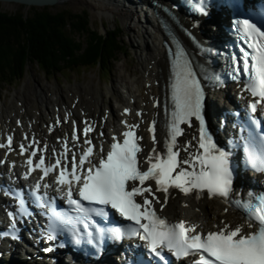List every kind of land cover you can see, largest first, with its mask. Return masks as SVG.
I'll return each instance as SVG.
<instances>
[{
    "label": "snow or ice",
    "instance_id": "1",
    "mask_svg": "<svg viewBox=\"0 0 264 264\" xmlns=\"http://www.w3.org/2000/svg\"><path fill=\"white\" fill-rule=\"evenodd\" d=\"M195 3L196 12L204 16L209 14L207 0H195ZM232 3L244 7V0H232ZM261 15H264V9H261ZM235 25L247 50L240 49L239 59L233 55V79L238 80L241 75L246 77L243 91L254 98L248 107L252 114H256L258 109H264V25L257 26L247 17H237ZM170 54L173 107L162 148H157L160 142L156 135V120H152L148 127L152 148L146 156L141 155L144 151L140 143L143 137L136 134L140 125L122 121L125 130L120 138L113 135L109 149L99 156L98 163L93 162L96 146L87 138L95 129L87 121L83 129V143L87 147L79 154V159L65 139L61 152L58 153L55 148L51 150L54 163L46 162L48 145L41 147L34 135L29 140L25 134L24 139L28 143L19 144V154L28 153L23 179H28L36 171L42 173L31 195L38 204L48 207L52 200L47 189L52 185L44 182L45 177L58 170L54 183L58 186L57 190L63 193L62 199L70 210L52 211L47 239L53 241L59 232H66L75 245L88 244L100 249L106 238H138L144 242L148 254L161 262L165 261L167 252L177 259L193 258L191 264H264V193L254 196L249 192L247 199H232L234 175L230 152L220 148L208 131L204 117L205 92L200 78L189 53L179 42ZM216 79L219 80V77ZM154 106L158 104L154 103ZM129 111L125 109V114ZM136 115L142 116V113L137 112ZM193 120L199 122V136L194 137L197 139L195 151H190L193 148L191 141L181 145L178 138L184 135L182 125L191 127ZM252 123L259 126L260 121L253 120ZM79 139L74 129L72 140L78 142ZM12 143L13 136L9 135L7 143H0V148L12 151ZM99 151L104 153L102 145ZM181 152L187 154L185 158H181ZM244 152L251 168L257 173H264V131H249ZM15 166V161L11 162L10 169ZM149 181H154L155 189ZM41 189L44 191L41 192ZM170 189H177L185 195L195 193L197 198L205 192L209 198L220 197L245 213V223L233 227L221 222L222 226L215 225V230L207 232L198 231V225L185 220L172 223L159 214L168 205ZM158 192L164 194L163 201L156 195ZM5 194L17 200L20 216L27 214L23 190ZM109 207L130 224L126 228L101 227L93 217L106 220V208ZM10 216L15 228L16 213H10ZM12 238L18 237L13 235Z\"/></svg>",
    "mask_w": 264,
    "mask_h": 264
},
{
    "label": "rangeland",
    "instance_id": "2",
    "mask_svg": "<svg viewBox=\"0 0 264 264\" xmlns=\"http://www.w3.org/2000/svg\"><path fill=\"white\" fill-rule=\"evenodd\" d=\"M103 1L104 0H102V2ZM102 2L98 0H66L62 4L60 3L53 7L50 6V10L57 11L68 9L72 12H81L84 10L88 13L91 26H89V28H91L90 30H92V33H103L104 28H107L106 30L110 32L121 26L119 27V31L122 30L123 33H128L127 37L130 39L128 40V38L126 39L125 37V41L127 42L125 46L127 47L129 57L118 55V58H120L119 61L109 63L103 68H92L94 65L88 63L87 66L82 68H72L69 71L64 70L61 72V70L65 68L64 67L59 71H54L55 73L52 75L50 73L55 70L56 67H47L46 70H48V75L44 73V70L42 71L38 67V62H36L35 59H24L22 60V65H24L23 71L24 69L27 71L24 74L23 79L12 85L0 84V106L2 104L4 105L3 107L8 106L9 103L14 104L16 103L17 98L21 99L27 97V99L32 102L33 98L38 99V93L44 97L49 95L52 97L54 94L59 93L61 96L65 97V99H68L69 96L71 97L75 93V86H77L82 96L87 97V91H84V87L87 84L96 87L104 96V100L99 103L100 107L106 106V104L113 106V101L115 100V97L113 96L118 88L116 83L120 81V76L130 79L133 77L131 75L141 73V60H138L140 56L138 46L142 45V41L138 38V32L136 31L137 28L134 29L135 26L133 25V22L132 25L128 26L114 13L106 12V16L104 13L101 14L100 12L104 10H101L100 5L104 4ZM102 7L106 8L109 7V5H102ZM0 10L7 12L18 10L24 13H32L33 11L32 8L6 2H0ZM105 10L109 11L108 9ZM74 34V39L79 41L78 45H81V51H84L88 46L92 45L93 41L89 40L91 34H85V32L81 35H78L77 33ZM131 44L133 47H130ZM21 58L22 55L20 54V49L4 46L3 49H0V69L4 72H11ZM55 64H59V66L66 65L64 62H61V60L57 61ZM42 68L45 69L44 66Z\"/></svg>",
    "mask_w": 264,
    "mask_h": 264
},
{
    "label": "trees",
    "instance_id": "3",
    "mask_svg": "<svg viewBox=\"0 0 264 264\" xmlns=\"http://www.w3.org/2000/svg\"><path fill=\"white\" fill-rule=\"evenodd\" d=\"M63 14L31 13L28 14V17L23 18L20 13L0 12V49H3L4 46L20 49L22 55L21 60L18 61L20 67L22 60L32 58L45 69L47 67H56L57 69L59 64L55 63L59 60L72 67L85 63H96L102 56L110 59L114 55L116 48L114 40L104 43L99 41V38L95 37L88 29V25H76L71 18L65 19ZM76 16L78 15L76 14ZM79 17L87 24L85 14ZM71 32L78 35L84 32L91 34L88 39L95 42L81 51V45H78L79 41L71 36ZM19 66L15 65L11 75L20 74Z\"/></svg>",
    "mask_w": 264,
    "mask_h": 264
},
{
    "label": "bare ground",
    "instance_id": "4",
    "mask_svg": "<svg viewBox=\"0 0 264 264\" xmlns=\"http://www.w3.org/2000/svg\"><path fill=\"white\" fill-rule=\"evenodd\" d=\"M66 0H60L59 3H63ZM100 2H102V0H98ZM152 1H157V2H163V0H150ZM102 3L103 6H107L109 5V7H102L101 6V10L100 13H104V15L106 16V12L109 13H114L116 15H118L122 22H125L128 26L132 25L130 22V17L132 16V14L136 15V8H134V3L136 5H138L139 3L142 5V7H140L139 9L143 11H149L150 12V8H149V1L144 2L142 4V1H136L133 3L129 2V0H104ZM139 4V5H140ZM112 5V6H110ZM105 9H108L109 11H106ZM145 22H147V19H144ZM146 24V23H144ZM144 24H142L141 26L143 27ZM156 23L150 22V26L148 29L145 30L146 35L148 37V39L150 40L149 43H145L144 42V46L143 49L146 51L142 57L139 56L140 60L141 58H143V61H140V63L142 64V73L141 74H137L135 75H131L133 77L129 78L130 79H122V82L125 84V88L126 91L129 92L130 95H133L132 98H136L137 99V106H139V103L142 104L146 109H150L149 105L150 102L149 100H147V96H148V90L151 88V90L155 93V91L157 90V87L154 85L151 86H147V84L150 83V81L152 82L154 79H159L162 77V74L157 72L156 69L154 67H151L150 64V59H153L155 62L156 60H160V55L162 54V49L160 47V42H161V32L159 31L158 27L155 25ZM147 25V24H146ZM138 27V25H136V28ZM144 29V28H142ZM206 33V32H205ZM209 33V32H208ZM203 35V34H202ZM161 52V53H160ZM51 64V63H50ZM158 65L161 67L162 63L158 62ZM133 80L132 85H130L129 81ZM129 83V84H128ZM132 87H135V89L133 90ZM84 91H87V97H84L80 94L79 89L77 88V86L74 87V92H76L75 96L78 99V101L76 102V107L80 106V108H82L84 111L89 112L90 114H95L96 112H99V114H102L103 111L99 110L96 111L99 108V103L100 101L104 100V96L99 92V90L96 87H93L91 84H87L85 87ZM38 99H34L31 102V100L27 99V97L25 98H21L19 99L21 101V105L18 108H22L26 110V112H28L29 116H35L38 120L42 119L43 115L45 112H48V106L50 105L51 102L54 105H57V103H59L58 105L60 107L57 108V110H53L54 114L59 113L61 111L62 105L64 103V97L63 96H59L57 94H54L52 97L49 96H41L39 93L37 94ZM54 97V98H53ZM74 98V97H73ZM230 98V96L228 97ZM122 100L121 97L118 96V100ZM18 100V99H16ZM120 100V101H121ZM232 100V99H231ZM61 101V102H59ZM71 102H74L73 100H70ZM220 99L218 97H216V95L214 94H210V106H209V111L210 112H214L215 106L219 105L218 103H220ZM128 102V99H127ZM222 104V103H221ZM2 105L0 106V116L3 112L2 110ZM55 109V108H54ZM91 110H94V112H91ZM101 111V112H100ZM52 112H50L51 114ZM49 114V115H50ZM110 115L112 116V118H114V116H116V114H113L110 112ZM8 115L6 114V117ZM58 134V133H57ZM247 183V181H245ZM170 204V212H171V208H173V212H171V214L173 216H177V217H183V218H194L196 220H200L203 221V223H207V221L210 219L209 218V213L212 212L215 208L216 205H218L219 207L222 208L221 204L217 201L216 203H210V202H204L201 201L198 204H196L195 202L190 203L192 205H194L193 209H190V204H188L187 206H183L180 203V200L174 199L172 202L169 203ZM168 204V205H169ZM198 207V211L195 210V207ZM167 209V207H166ZM213 217L211 218V220L213 219H217L220 215L223 217H226L227 220H230V213L227 214H221V213H216L215 211L212 212ZM29 227V225H28ZM35 250V249H34ZM36 251V250H35ZM37 252V251H36ZM76 264H80L77 260L75 262Z\"/></svg>",
    "mask_w": 264,
    "mask_h": 264
},
{
    "label": "water",
    "instance_id": "5",
    "mask_svg": "<svg viewBox=\"0 0 264 264\" xmlns=\"http://www.w3.org/2000/svg\"><path fill=\"white\" fill-rule=\"evenodd\" d=\"M59 1L60 0H0V2L14 3V4L21 5L23 7L32 8V10H33L32 13H37V14H39V13H46V14H49V13H51V14H53V13L54 14L55 13H60V14H63L64 13L63 15L65 16V19L67 17L71 18V20L73 21V23H75L76 25H78V24H84L86 26L88 25V27L90 26V21H89L88 13H86L84 10H82L81 12H72V11H70L68 9H61V10H57V11H51L50 10V6L53 7L55 5L60 4ZM62 11H65L66 13L65 12H62ZM0 12H4V13H7V14H17V13H20V14H22V17L23 18H26V17H28V14H31L29 12L28 13H26V12L24 13V12H21V11H18V10L17 11L14 10L12 12H7V11L0 10ZM76 14L78 16H76ZM84 14L86 15V19L88 21L87 24L85 23V20H83L82 18L79 17V16H84ZM117 28L115 30L113 29L114 31H110V32L106 30L107 28H104V32L103 33L97 34L96 32L95 33L93 32V35L95 37L99 38V41L100 40L103 41V43L105 41H108V40H111V41L114 40L115 41L117 39V35H114V32L116 30H119ZM88 29H91V28H88ZM67 31H69V29H67ZM71 36L72 37L74 36L73 38H75L74 32H71ZM94 42L95 41H93V43Z\"/></svg>",
    "mask_w": 264,
    "mask_h": 264
}]
</instances>
